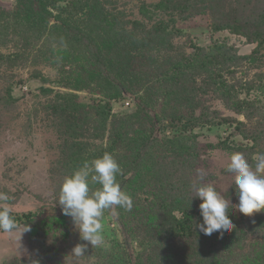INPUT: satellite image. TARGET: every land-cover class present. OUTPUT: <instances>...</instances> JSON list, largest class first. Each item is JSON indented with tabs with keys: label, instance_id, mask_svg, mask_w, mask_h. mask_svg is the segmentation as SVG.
Wrapping results in <instances>:
<instances>
[{
	"label": "rangeland",
	"instance_id": "1",
	"mask_svg": "<svg viewBox=\"0 0 264 264\" xmlns=\"http://www.w3.org/2000/svg\"><path fill=\"white\" fill-rule=\"evenodd\" d=\"M188 1L111 0L113 5L98 6L104 8L101 17H105L100 27L104 62L126 66L124 75L111 71L112 80L122 81L129 90L124 94L103 81L88 87L98 74L94 59L72 36L62 35L58 41L54 37L64 26L85 31L93 27L88 14L98 17L99 10L91 8V0H46V7L59 16L49 23L33 15L30 0H0V264H22V260L129 264L126 252L137 257L142 248L147 253L142 264H240L245 260L244 264H264L260 246L264 227H251L243 242L235 249L230 246L233 251L210 243L193 255L184 251L188 243L194 247L191 239L169 242L160 232L167 224L156 209L162 191L170 196L184 194L193 210L210 196L204 210L222 217L232 215L239 228L259 211L264 187V27L260 29L263 42H250L231 30L212 29L214 20L221 17L255 33L258 16L264 14V0H208L204 5L193 0L189 6ZM119 10L126 18L115 14ZM93 21L98 23V19ZM216 42L233 47L237 54L248 55L256 47L262 54L258 62L212 63L213 81L203 101H195L194 115L207 109V118H236V122L195 127V137L172 147H182L180 155L166 151L164 144L178 131L175 119L166 116L167 93L180 78L178 71L165 68L168 47L173 43L177 52L184 49L190 54L197 46ZM127 53L133 57L128 66L123 64ZM189 73L197 81L202 79L193 66ZM40 76L47 81L42 82ZM85 85L79 91L74 88ZM116 90L120 98L110 101V114L119 115L116 119L110 115L103 124L86 112L88 104L107 102L106 94ZM158 92L161 97L151 105L152 115L158 118L154 126L141 111L137 120L130 116L139 112V97ZM69 94L76 98H68ZM232 95L245 100L240 114L226 105L224 96ZM230 103L236 106L237 100ZM80 110L87 114L81 115ZM67 113L79 119L78 130L65 129L60 116L67 117ZM115 122L122 129L131 122L133 132L151 128L158 142L145 156L131 190L111 202L106 176L117 166L121 147L109 141L107 133ZM238 128L253 131L255 137L245 138ZM244 182L258 189L235 196L236 186L243 187ZM204 210L190 219L196 237V230L204 228L210 234L216 229L215 221L201 218ZM26 214L31 215L30 221H25ZM122 215L127 233L118 221ZM175 215L181 217L179 212ZM256 240L259 246L254 248Z\"/></svg>",
	"mask_w": 264,
	"mask_h": 264
},
{
	"label": "trees",
	"instance_id": "2",
	"mask_svg": "<svg viewBox=\"0 0 264 264\" xmlns=\"http://www.w3.org/2000/svg\"><path fill=\"white\" fill-rule=\"evenodd\" d=\"M93 3V7H98L99 5H113L111 0H91ZM208 0H198L199 3L204 5L207 3ZM30 8L32 10V13L34 16L37 18L41 19L44 23L50 22V18H57L59 19V16H56L53 14V11L51 8H47L46 0H30ZM73 1H68V4H71ZM170 0H166V3H169ZM195 2L193 0L188 1V6L189 3L192 5V3ZM195 4V3H194ZM55 4L52 5L54 7ZM104 7V6H103ZM106 7V6H105ZM99 14L98 17L94 16L93 13L88 14V23H91L93 27L90 28H85V30H69L67 28L60 31L58 33L57 31L54 33V37L56 40H60V36L66 35V36H72L73 41H75L76 44L79 46H82L84 50H87L88 56L93 60L96 65L95 70L98 72V74L95 77H92L91 80H89L87 86L91 87V85L95 83H100L103 81L104 83H108L109 86H114L117 87V89L121 90L122 93H127L129 90L127 87L124 86L120 81L112 80V76L115 74H111V71L116 72L120 71V74L122 72H126L124 69L123 64L127 63V66L131 63L132 56L130 54H126L123 62V66H120L119 63L113 62H108L107 66L104 62L105 58L103 55V50H102V35L104 34V31L100 29L102 28V23L104 21V18H102V11L104 8L98 7ZM120 14L122 17L126 18V14L121 10L119 12H115L117 15ZM97 14V13H94ZM110 15V13H108ZM94 19H98V23L94 24ZM258 19L260 20V23H257L254 28H255V33L251 32H246L244 26L241 24H234L231 22L229 19H222L221 17H218L214 22L212 23V29L214 31H222V30H231L233 33L236 34H241L245 36L250 42H255V41H260L263 42L262 35L260 34V29L264 27V14H259ZM93 21V22H92ZM232 24H231V23ZM95 25V26H94ZM263 25V26H262ZM63 27V26H62ZM160 30H165L161 29ZM101 42V43H100ZM260 42H258V45H260ZM177 49H174V44L171 43L170 47H168V54L166 56V67H171L172 73L175 71L179 72L180 78L175 80V84H173L172 90H170L167 93L168 97V106L169 110L166 112V116L170 115L169 117L171 119H175L174 124H176L175 128L178 130L176 131V134H172L171 140H169L166 145L164 144L163 148H166L167 150H171V152L176 153V154H181L180 150H182V147H175L172 148L175 143H180L182 140L190 139L192 137H195L196 135L192 133V129L195 127L199 126H205L208 128H211L214 125H221L222 123H226V121L236 122V118H233V120H229L227 118H222L221 120H217V117L207 118L209 115L207 113V109L205 110H200L198 114L194 115V110L195 106L198 107V101H203L202 96L206 95L208 92V83L210 81H213V76H211L209 73L212 72V63L214 62H224L226 65H235L236 62L238 61H245V62H258L261 60L260 58L262 57V54L260 53L259 47H256L255 49L252 50V52L248 55H241L237 54V51L230 46H227L223 42H216L212 44L209 47H204V46H197L194 48V51L191 52L190 54L187 53L184 49L181 50L180 52L176 51ZM53 51V50H52ZM50 51V52H52ZM110 60V59H108ZM56 62V61H53ZM194 67V73H201L203 76L201 77L199 81H197L190 73L189 69ZM121 67V70L119 69ZM99 68V69H98ZM100 72H105L103 74L104 76L102 77L100 75ZM119 74V75H120ZM205 74V75H204ZM124 75V74H123ZM170 78H175L174 74L170 75ZM40 79L42 82H46L47 79L44 78L43 76H40ZM112 80V82L108 81ZM75 82H77L79 85L80 79L75 78ZM162 84V82H161ZM179 84V85H178ZM205 85V86H204ZM85 86H74L75 90H80L84 89ZM262 86V85H261ZM217 88V85L213 87V90L215 91ZM46 89V88H42ZM46 91H51L49 89H46ZM210 93V89H209ZM134 95V94H133ZM120 93L118 90H116L114 93H108L106 94V97L108 99L107 102L102 103V101H99L97 103L93 104H88V110L86 112H89V114H93L96 119H100V121L104 124L107 123L108 117L112 115L115 119L119 115L117 114H110L112 110V106L110 101L114 99H119L120 98ZM76 98L75 94H69L68 98ZM161 96L158 93L156 95L153 94V96H144V98L139 97L138 101L136 103L138 107L137 113L130 115L136 116V120L138 118V114L140 111L142 112L144 116V120L149 119L150 122L152 123V126L155 125V121H158L157 114L154 116L152 115V107L151 105L156 101V99H159ZM226 99V105L231 108L233 111L236 112L237 114H240L243 109V105L245 104V100L241 99L239 96L236 98L234 95L230 96H224ZM229 98V99H228ZM232 99L237 100V105L233 106L230 101ZM197 103H196V102ZM203 104V103H202ZM182 107L185 106L184 109H181L180 106ZM203 108H206L203 104ZM82 109V108H81ZM168 109V107L166 108ZM81 115L87 114L83 113L82 110H80ZM65 116H60L62 122L64 123L65 129H72V131L78 130V123L79 119L76 118L75 120L72 119L74 115L67 113ZM146 118V119H145ZM204 118V119H203ZM91 123V122H90ZM89 123V124H90ZM241 124V122H240ZM95 125V124H94ZM93 125V126H94ZM132 126L133 124L129 122L126 124L125 128L122 129L121 126H117V122L113 123L110 132L107 133V137L109 141H114L119 144L121 147L120 153L116 157L118 160L117 166L113 167L110 172H108L106 176V190H107V195L112 202L115 198H119L122 195H126L127 192L131 190V187L135 180L140 177L141 172H142V164L144 162L145 156L151 152L152 147L154 146V143L158 142V138H155L152 135L153 129H147L143 128L140 130H135L134 132L132 131ZM93 129V128H92ZM240 133L245 137H255V134H253V131H248L244 130L242 128H238ZM180 132L182 133L180 135ZM187 132H189V135H186ZM113 143V142H112ZM220 144V143H219ZM218 144V145H219ZM214 146L213 144H210ZM216 147V146H214ZM219 147V146H218ZM217 148V147H216ZM105 151H103L104 153ZM106 153V152H105ZM168 153V152H167ZM170 153V152H169ZM184 154V153H183ZM121 156V157H120ZM167 157V156H166ZM200 185V184H197ZM204 186H202L201 189H203ZM237 192H235V196H240L245 193V190H256L258 188L254 186H248L244 182V186H236ZM199 188V191L202 192ZM263 190L262 194V201L259 206V211L254 213L251 218L246 219V224L243 227H239L238 222H235L236 220L232 219V215H228L229 217H222L219 216L216 213H210L207 210H204L205 206L207 205V201L211 200L210 196H207L203 199L200 200V205L197 206L198 210H193L191 209V205L189 202L190 200H185V198L182 196L184 194H174L170 196L166 191L160 192L159 199L156 202V209L159 211L160 215L164 218V221L166 224V227L164 230H161L160 232L163 234H166L164 237L166 241H169L170 239L174 238H180L179 243H184L188 239H191L192 242H195L194 247L190 248V244L188 243V248H184V251L188 255H193L197 251L201 250L203 245H210V243L214 244H219L223 245L224 249H229L227 251H233L230 250V246L234 247L245 239L247 235V231L251 229V227L255 226L257 228H263L264 227V187H261ZM135 196V195H134ZM158 196V195H157ZM156 196V198H157ZM131 199V196H130ZM196 200V201H195ZM154 200L151 201L153 203ZM193 201L197 202V198L193 199ZM192 202V203H195ZM149 205L148 207H150ZM148 210V209H147ZM202 211V214L200 215L202 219L207 220V221H215L216 222V229L210 234H208L206 231H204V228H202L200 231L196 230L198 233L195 234L197 235L194 236V232H192V222L191 218L193 216H198L199 211ZM133 212V210H132ZM175 212H179L181 214V217H177L175 215ZM120 215L121 210H119ZM31 215L26 214V219L25 221H30ZM123 215L120 217L118 220L119 223L123 226L124 222L121 220ZM34 218V217H33ZM32 218V219H33ZM232 224V225H231ZM237 224V225H236ZM168 225V226H167ZM124 228V233H127V229L125 226ZM122 229V231H123ZM239 230V232H238ZM159 231V229H158ZM194 231V230H193ZM264 239V237H263ZM170 242V241H169ZM256 240V243L254 245V248L259 246V243ZM187 243V242H186ZM175 245H178L177 243H173ZM257 244V245H256ZM261 248L264 249V241L260 244ZM158 247V246H157ZM194 252V253H193ZM252 253H255L252 251ZM262 252L260 251V254ZM198 254V252H197ZM127 255V263L129 264H142L144 263L145 257H147L146 249L142 248V250L137 254V257H134L131 252L128 251L126 252ZM251 256H255V254H251ZM192 257V256H190ZM251 257V258H252ZM154 261H152L153 263ZM246 263L245 261H241L240 264ZM22 264H38L36 261H32L30 263H26L25 260H22ZM41 264V263H39ZM195 264H197L195 262Z\"/></svg>",
	"mask_w": 264,
	"mask_h": 264
}]
</instances>
